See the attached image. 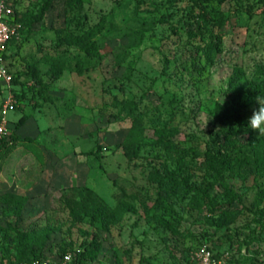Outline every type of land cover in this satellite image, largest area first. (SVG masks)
<instances>
[{"label": "rangeland", "instance_id": "rangeland-1", "mask_svg": "<svg viewBox=\"0 0 264 264\" xmlns=\"http://www.w3.org/2000/svg\"><path fill=\"white\" fill-rule=\"evenodd\" d=\"M208 1L213 12L201 35L194 24L207 11L191 0H81L78 12L55 0L29 30L28 16L42 0H14L23 25L18 21L6 62L25 84L9 89L15 107L0 137L7 142L0 195L28 202L17 217L0 200V264L32 257L19 234L38 230L52 231L46 255L98 241L86 264H197L194 254L204 245L226 255V264H264V136L248 127L255 98L263 96L264 0ZM101 24L94 40L103 58L80 55L82 74L65 70L51 80L45 58L67 51L66 36ZM26 65L38 67L45 87ZM22 89L26 99L18 103ZM7 96L0 85V116ZM115 98L134 101L142 120L144 138L132 161L122 148L131 119ZM228 128L233 137L225 136ZM228 146L231 156L252 164L222 172V185L205 151ZM167 172L186 185L150 178ZM72 186L92 189L111 207L123 199L134 211L108 231L88 221L72 225L62 202Z\"/></svg>", "mask_w": 264, "mask_h": 264}, {"label": "trees", "instance_id": "trees-1", "mask_svg": "<svg viewBox=\"0 0 264 264\" xmlns=\"http://www.w3.org/2000/svg\"><path fill=\"white\" fill-rule=\"evenodd\" d=\"M194 6L198 7L199 10L207 11L205 13H199L195 21V29L201 33V27L204 29L207 28L206 23L209 21L207 16L212 14L213 8H208V0H191ZM14 2V0H13ZM55 0H42L38 12L29 15L27 20V28L31 29L34 25L40 23L45 14L53 6ZM65 8L68 11H80L82 9L81 0H64ZM14 16L17 21H20L23 25V19L21 13L16 9L14 10ZM203 24V26H202ZM103 25L96 26L92 30H88L80 35L72 37L68 35L65 37L64 42L68 45V49L65 53H56L55 55H49L45 58V61L48 63L49 67L47 74L51 80H56L62 76L63 71L74 69L77 74H82L84 65L82 61L78 58L80 55L85 56L88 60L102 59L103 55L101 53V47L96 43L94 37L97 36L102 30ZM204 33H201L203 35ZM11 40L8 44V51L5 54V59L9 56V48L11 46ZM9 72L12 74L13 80L12 84L14 87L21 86L25 82L20 81L22 77L19 72H11L10 66L7 64ZM26 72L31 75V79L35 82L37 86H44L42 77H40V71L38 67L34 65H26ZM124 79H129V74L124 75ZM28 80V78H27ZM25 86V85H24ZM22 87V86H21ZM259 90L264 96V81H262ZM26 91L22 89L21 91L15 93V98L18 103L26 99ZM116 106H119L122 111L131 119V126L128 131L126 138L123 141L122 148L124 150V155L128 161H132L137 156V151L139 144L143 141L144 133L141 129V117L137 112V107L134 101H128L125 99L117 100L114 99ZM27 117L23 115L16 123L15 130L19 129L26 122ZM228 122L233 125L234 121L231 117H228ZM233 128V126H232ZM236 131L228 128L224 131L226 137H233ZM161 140L167 138L166 135H161L159 132H156ZM7 147V142L5 139H0V152L2 148ZM226 150L212 152L211 150L205 151V161L209 165L211 170L216 172V175L221 180V184L225 185L224 177L222 172L228 170H242L243 168L249 166L251 163L250 160L245 158H240L237 156H231L229 153V146L225 148ZM9 152V149L7 150ZM7 155L5 152L1 159ZM155 182L161 183L163 180H168L167 184L170 187H178L180 185H186V182L176 179V177L167 172L165 176L158 173L150 174ZM62 202L63 207L67 212L69 220L72 225H77L85 221L98 224L100 231H108L112 226L118 224L126 213L134 211V208L131 204L127 203L125 200L121 199L111 207L109 206L96 192L92 189L84 186H72L63 190L62 192ZM0 200L11 209L14 214L19 217L22 214L24 207L28 202L26 196L16 195L12 193H3L0 195ZM157 205L163 209L167 210L168 207L165 204L164 200L159 197L156 201ZM52 231L50 230H38L30 234L31 232H23L19 234V245L23 247H28L30 249L31 256L27 259H18L13 261L15 262H29L33 260H47L50 258H58L62 254L70 251L74 254L73 264H86L90 259V255L96 252L99 249L98 241H90L85 243L84 247L81 249H64L59 255H46L43 252V246L45 242L49 239ZM28 238V239H26Z\"/></svg>", "mask_w": 264, "mask_h": 264}, {"label": "built area", "instance_id": "built-area-1", "mask_svg": "<svg viewBox=\"0 0 264 264\" xmlns=\"http://www.w3.org/2000/svg\"><path fill=\"white\" fill-rule=\"evenodd\" d=\"M15 5L13 0H0V85L8 93L4 101V110L0 116V137L7 132L8 126L5 115L14 110L13 95H9L12 84V74L9 72L5 54L8 51V44L11 38L20 28L19 22L14 16ZM74 254L70 251L62 254L58 258L47 260H33L29 262H15L13 264H73ZM197 264H226V255L216 257L207 247L201 246L194 254Z\"/></svg>", "mask_w": 264, "mask_h": 264}, {"label": "clouds", "instance_id": "clouds-1", "mask_svg": "<svg viewBox=\"0 0 264 264\" xmlns=\"http://www.w3.org/2000/svg\"><path fill=\"white\" fill-rule=\"evenodd\" d=\"M255 102L258 108L252 111L248 120V127L252 131L258 132L259 136H264V96H257Z\"/></svg>", "mask_w": 264, "mask_h": 264}, {"label": "water", "instance_id": "water-1", "mask_svg": "<svg viewBox=\"0 0 264 264\" xmlns=\"http://www.w3.org/2000/svg\"><path fill=\"white\" fill-rule=\"evenodd\" d=\"M261 249L264 251V243L260 245Z\"/></svg>", "mask_w": 264, "mask_h": 264}, {"label": "crops", "instance_id": "crops-1", "mask_svg": "<svg viewBox=\"0 0 264 264\" xmlns=\"http://www.w3.org/2000/svg\"><path fill=\"white\" fill-rule=\"evenodd\" d=\"M14 88H15V90H16V89H18V88H19V86H16V87H14Z\"/></svg>", "mask_w": 264, "mask_h": 264}]
</instances>
